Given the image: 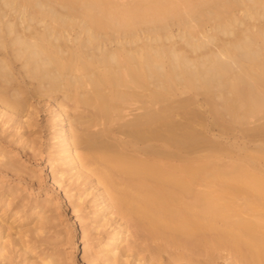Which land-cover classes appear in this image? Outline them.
<instances>
[{"label": "bare ground", "instance_id": "obj_1", "mask_svg": "<svg viewBox=\"0 0 264 264\" xmlns=\"http://www.w3.org/2000/svg\"><path fill=\"white\" fill-rule=\"evenodd\" d=\"M43 96L58 171L114 223L100 264H264V0H0V115ZM43 194L38 222L69 197L55 175ZM39 229L0 220V259Z\"/></svg>", "mask_w": 264, "mask_h": 264}, {"label": "rangeland", "instance_id": "obj_2", "mask_svg": "<svg viewBox=\"0 0 264 264\" xmlns=\"http://www.w3.org/2000/svg\"><path fill=\"white\" fill-rule=\"evenodd\" d=\"M30 118H21V125L0 115V220L7 232L18 229H32L37 224L41 229L27 232V243L31 248L24 251L19 244L9 245L7 257L0 264H42L41 259L48 254L58 257L61 264H100L99 245L112 230L109 222L98 229L91 222L98 197L92 183L86 179L59 172V146L54 138L58 128L51 112V100L43 97L31 98ZM67 128V122H63ZM216 130V129H215ZM215 132V131H214ZM234 133V132H233ZM232 134H229L230 137ZM236 140L230 137V141ZM241 142V139H237ZM250 146L248 150H251ZM4 157L1 158V153ZM243 151L228 147L223 150L224 159L238 156ZM64 166H62L63 168ZM59 180L61 188L69 197L67 204H56L54 197L44 208V220L37 221L34 202L42 201L44 191L50 189L53 176ZM72 209L81 218L76 224L71 221ZM82 228L86 230L85 242H80ZM231 258L227 251L217 253L215 264H227Z\"/></svg>", "mask_w": 264, "mask_h": 264}]
</instances>
